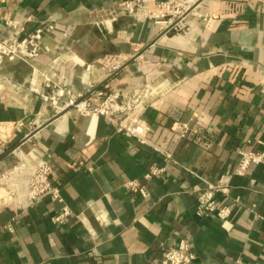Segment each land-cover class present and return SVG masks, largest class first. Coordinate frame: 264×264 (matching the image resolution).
<instances>
[{
	"label": "crops",
	"instance_id": "0c3cea01",
	"mask_svg": "<svg viewBox=\"0 0 264 264\" xmlns=\"http://www.w3.org/2000/svg\"><path fill=\"white\" fill-rule=\"evenodd\" d=\"M118 1L0 0V35L10 32L6 18L27 19L29 30L57 23L44 38L55 51L6 61L0 71V173L48 161L72 210L56 222L61 207L51 195L25 203L22 184L18 200L8 201L0 187V264H158L180 238L190 241L194 264H264V164L233 174L240 149L264 150V0L207 1V21L190 17L186 33L163 35L148 19L97 22ZM57 54L65 59L62 83L75 92H85L88 79L126 91L158 86L144 112L149 144L103 116L55 113L31 92ZM72 56L96 68L88 74ZM112 60L126 65L106 76ZM177 122L191 125L186 136ZM152 165L164 170L147 177ZM222 174L230 175L220 200L231 216L198 214L199 194ZM130 180L149 195L130 191Z\"/></svg>",
	"mask_w": 264,
	"mask_h": 264
},
{
	"label": "built area",
	"instance_id": "2783aa9c",
	"mask_svg": "<svg viewBox=\"0 0 264 264\" xmlns=\"http://www.w3.org/2000/svg\"><path fill=\"white\" fill-rule=\"evenodd\" d=\"M207 1L210 0H122L103 12L97 18V22L112 23L125 15L153 21L158 26L159 35L170 32L186 33L189 30L190 17L208 20L209 15L202 12V7ZM26 22L27 19L24 18L3 20L10 32L0 35V71L6 61L21 59L29 62L44 52L55 51L54 47L45 43L44 38L57 27L56 21L50 19L41 21L31 30L27 29ZM140 56L141 53L135 57ZM64 60L59 54L55 55L48 70L42 72V84L39 86L30 84L29 90L39 94L54 108L55 113L74 109L91 119L103 116L113 122L119 131L135 137L140 143L149 144L148 136L152 127L144 118V112L150 100L161 92L158 86L144 83L131 91H126L109 83L97 86L94 80L88 79L87 90L75 92L62 83L66 76L63 70L60 71ZM75 60L88 74L96 68L93 63ZM125 65V61H110L104 66L106 76L112 75ZM174 127L180 131V137L186 136L191 130L189 122H177ZM155 148L161 151L165 160H174L172 151ZM259 163L264 164V150L240 149L239 161L233 174L246 175L252 164ZM163 170V167L152 165L147 177L159 174ZM52 171L50 163L46 160L31 168H27L24 163H17L3 171L0 173V187L4 191V200L17 201L23 184L22 199L25 203L33 202L45 195H51L56 199L61 209L54 216V221L63 223L72 214V210L66 203L60 186L53 181ZM229 178L230 175L222 174L216 182L209 183L204 188L198 196V214L214 213L220 219H228L231 216V204L222 203L220 200L221 196L229 195ZM126 186L135 194L144 197L149 195L148 189L135 180L128 181ZM233 202L239 203L240 198H233ZM8 228L11 229L9 225ZM195 259L196 253L190 241L187 238H180L175 245L163 251L158 264H194ZM236 264L246 262L239 258Z\"/></svg>",
	"mask_w": 264,
	"mask_h": 264
}]
</instances>
